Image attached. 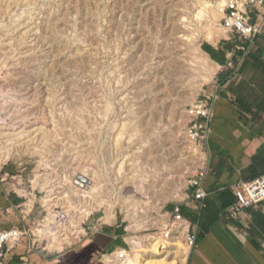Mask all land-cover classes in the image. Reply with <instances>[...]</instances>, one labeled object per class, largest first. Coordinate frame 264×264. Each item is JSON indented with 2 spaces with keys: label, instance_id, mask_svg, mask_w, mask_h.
Wrapping results in <instances>:
<instances>
[{
  "label": "rangeland",
  "instance_id": "obj_1",
  "mask_svg": "<svg viewBox=\"0 0 264 264\" xmlns=\"http://www.w3.org/2000/svg\"><path fill=\"white\" fill-rule=\"evenodd\" d=\"M232 1L0 0V180L42 203L37 250L109 229L142 264L185 263L174 206L207 160L192 111L227 81L201 46Z\"/></svg>",
  "mask_w": 264,
  "mask_h": 264
},
{
  "label": "crops",
  "instance_id": "obj_2",
  "mask_svg": "<svg viewBox=\"0 0 264 264\" xmlns=\"http://www.w3.org/2000/svg\"><path fill=\"white\" fill-rule=\"evenodd\" d=\"M226 34L217 44L201 46L227 81L212 95L210 121L201 120L206 124L207 160L200 180L205 197L195 200V188L190 187L186 199L174 206L181 207L195 237L184 264H264V203L236 218L228 216L237 202L234 188L264 176V33L253 42L229 29ZM5 181L0 180V231L16 228L29 234L7 251L2 264H103L104 256L122 248L116 245L120 232L105 229L66 243L63 251L55 244L54 251L37 250L30 228L43 217V205Z\"/></svg>",
  "mask_w": 264,
  "mask_h": 264
},
{
  "label": "built area",
  "instance_id": "obj_3",
  "mask_svg": "<svg viewBox=\"0 0 264 264\" xmlns=\"http://www.w3.org/2000/svg\"><path fill=\"white\" fill-rule=\"evenodd\" d=\"M256 8H264V0L232 1L227 6L222 24L229 30L236 32L244 40L253 42L264 33V10L259 11L256 19L253 20L251 18L252 10ZM212 110L211 102L201 101L194 105L192 113L197 118V123L194 124L192 131H195V137L205 139L206 124L201 120L210 121ZM203 176V173H201L191 182V188H195L193 197L197 201L205 197L204 191L200 188V180ZM234 192L237 202L228 212V216L231 218H236L246 209L257 207L264 203V176L238 184L234 188ZM181 211V207L178 205L174 209V214L181 216ZM28 234L26 231L16 228L0 231V264H2L7 251L19 247ZM194 239V235L191 234L188 239L189 247H192ZM114 259H116L117 264L126 262V258L121 255L116 256Z\"/></svg>",
  "mask_w": 264,
  "mask_h": 264
},
{
  "label": "bare ground",
  "instance_id": "obj_4",
  "mask_svg": "<svg viewBox=\"0 0 264 264\" xmlns=\"http://www.w3.org/2000/svg\"><path fill=\"white\" fill-rule=\"evenodd\" d=\"M87 179L85 177L80 178L79 180L76 181V185H78L79 187L86 189L87 188ZM78 195H80V193H82L80 190H77ZM38 232V233H37ZM37 236H41L44 237V234H46L45 231H42L41 229L36 231ZM53 233V232H51ZM54 234V233H53ZM166 233H161L159 235L160 239H162L163 241L166 238ZM121 250L114 252L113 254H109L104 256V261L106 262L105 264H117L116 263V259H114L116 256L118 257L119 255L123 256L124 258H126V262L124 264H142V254L143 253H149V250L145 249L144 244L140 241H132L131 242V250H124V248H119ZM151 253H153L154 255H160V251H159V247L158 246H153V248L150 250ZM112 262V263H111ZM114 262V263H113ZM155 264H178L175 261L171 262V263H155Z\"/></svg>",
  "mask_w": 264,
  "mask_h": 264
},
{
  "label": "trees",
  "instance_id": "obj_5",
  "mask_svg": "<svg viewBox=\"0 0 264 264\" xmlns=\"http://www.w3.org/2000/svg\"><path fill=\"white\" fill-rule=\"evenodd\" d=\"M184 218H188V215L184 214ZM116 245L124 249H127V245L123 242V239L118 240Z\"/></svg>",
  "mask_w": 264,
  "mask_h": 264
}]
</instances>
